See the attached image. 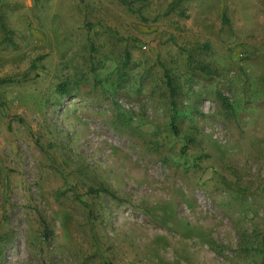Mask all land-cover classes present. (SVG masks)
Instances as JSON below:
<instances>
[{
  "label": "rangeland",
  "instance_id": "rangeland-1",
  "mask_svg": "<svg viewBox=\"0 0 264 264\" xmlns=\"http://www.w3.org/2000/svg\"><path fill=\"white\" fill-rule=\"evenodd\" d=\"M132 7L0 0V264H262L264 0Z\"/></svg>",
  "mask_w": 264,
  "mask_h": 264
},
{
  "label": "trees",
  "instance_id": "trees-1",
  "mask_svg": "<svg viewBox=\"0 0 264 264\" xmlns=\"http://www.w3.org/2000/svg\"><path fill=\"white\" fill-rule=\"evenodd\" d=\"M120 1L130 11L133 10L132 9L133 8L132 2L134 0H120ZM223 22L224 23L228 22L225 14H223ZM0 26H1L2 31L4 32V37L2 39L7 41L8 40L7 39L8 29L6 28V26L3 23ZM130 61H131L130 52L128 49H125L123 61L121 63L123 70L128 67V65L130 64ZM117 76H118L119 80L123 81L125 79L126 74L123 71L122 72L119 71ZM164 76H165L167 88L169 90L170 107H171V110H173V113L170 116V126L172 128H174L175 127V120H174L175 113H174V111H175V98L177 95V89H176L175 85L173 84V81L171 79L169 72L166 69L164 70ZM11 80L12 79H10V78H2V79H0V84L6 83V82H11ZM56 90L59 94L65 95V96L70 95V93H71V87H69V84H67V83H59L56 87ZM215 94H216V97L218 98V100L220 101V103L222 104L223 107H225L227 109L231 108L230 103L228 102V98L225 95H223L218 90H216ZM100 190H102L108 194H111L114 198H116L115 193H113L112 191H109L108 189H106L104 187H102ZM44 223L45 222L43 221V234H44V237H47V235L49 234V231H48L47 225ZM261 258H262L261 263L264 264V249L262 251V257Z\"/></svg>",
  "mask_w": 264,
  "mask_h": 264
}]
</instances>
